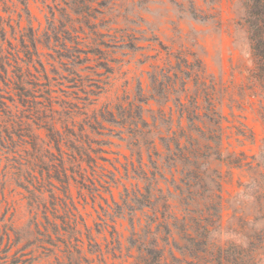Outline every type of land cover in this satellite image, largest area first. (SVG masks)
Here are the masks:
<instances>
[{
  "label": "rangeland",
  "instance_id": "obj_1",
  "mask_svg": "<svg viewBox=\"0 0 264 264\" xmlns=\"http://www.w3.org/2000/svg\"><path fill=\"white\" fill-rule=\"evenodd\" d=\"M26 2L30 16L24 12L21 29L25 28L23 33L28 34L32 27L37 33L41 59L50 78L58 79L61 74L71 77V70L88 80L85 87H73L72 82L53 87L57 103L66 99L88 113L108 103L115 108V123H105L106 128L100 130L102 134L93 136L105 143L104 148L108 151L104 156L110 160H100V163L115 173V183L111 182L112 172L101 168L98 172L104 173V178L110 181L115 202L104 186L108 185L106 182L101 185L97 181L95 184L88 181L84 189L76 184L72 186L73 197L95 235L93 242L98 244L92 249H101V252L90 253L91 246L85 245L81 264L92 261L91 264H104L102 259L105 264H136L139 252L130 240L135 239L134 231L141 233L145 228L148 215H154L151 206L157 209L159 220L152 224V232L147 239L154 241L158 237V242L164 246L168 235L164 224L173 223L171 216L184 218L185 207L201 216L206 212L205 208L209 206L206 201L210 198L218 209L215 217L210 214L205 220L213 223L209 234L212 245L232 250L238 245L256 260V264H264V242L261 238L264 218L256 193L259 185L264 184V93L249 78L254 62L243 20V0ZM22 3L24 0H0V15L5 18L8 38L14 44L21 38L18 35L16 40L13 32L19 29L18 12L24 7ZM65 41L69 45L72 44L70 41L80 42L79 59L73 61L66 57ZM94 42L98 44L100 53ZM94 51L99 55L93 54ZM168 51H185L191 61L195 58L200 61L199 83L193 76L186 93L178 86L173 87L168 95H153L151 74L167 65ZM170 59L176 62L174 56ZM78 75L74 77L79 78ZM12 91L5 87L0 76V94L10 106L7 108L9 111L0 110V125L16 133V144L12 145L15 152L2 148L0 142V206L6 219L23 232L24 239L20 245L24 246L34 239L35 234L30 224L32 216L26 192L20 185L17 171L31 158L32 146L27 142L30 141L27 135L32 132L28 133V130L31 127L34 133L45 137L47 132L38 127V117L42 112L50 114V111L43 107L48 102L41 91H35V96L30 97L26 105ZM140 91L145 99L148 98L142 105L143 116L150 123L146 129L150 132L149 140L137 136L134 128L118 115L122 112L120 105L129 109V104L139 97ZM180 96L185 103L191 104L192 109L195 105V115L208 113V108L214 105L221 115L216 117L220 118L219 123L210 122L204 116L189 119L187 113L181 117ZM15 97L16 101L13 100ZM56 108L61 109L59 104ZM82 118L83 115L78 119ZM12 120L19 124L15 125ZM212 130L215 133L223 131L221 155L208 147L214 145V141L207 140ZM173 136L180 137L182 144L177 153V163L170 159L171 155L161 141V137ZM151 140L156 142L162 153L160 157L153 155L159 173L148 156ZM139 145L148 175L152 177L151 173H157L156 183L151 187V204L146 202L148 206L142 210L134 202L136 194L139 190L146 193L149 186L141 177L136 148ZM229 155L240 162L239 167L228 163ZM246 161H252L253 166L243 165ZM190 185L194 191L207 196L202 199L197 192L190 198ZM211 207L213 204L208 207L209 213H215ZM160 222L162 230L159 232L156 228ZM173 231L178 239V231ZM24 247L19 254L24 255L22 259L26 262L23 260L18 264H60L58 257L66 255V252L55 253L30 243ZM11 261L12 258L9 259ZM193 262L197 260L185 257L184 264Z\"/></svg>",
  "mask_w": 264,
  "mask_h": 264
},
{
  "label": "trees",
  "instance_id": "obj_2",
  "mask_svg": "<svg viewBox=\"0 0 264 264\" xmlns=\"http://www.w3.org/2000/svg\"><path fill=\"white\" fill-rule=\"evenodd\" d=\"M22 4H24V7L18 12L20 16L17 24L19 29L13 32L16 40V36L21 35L20 40H18L19 43L14 44L8 38L7 23L5 18L0 15V76L5 87L11 88L12 93L16 97L18 96V100L23 105L30 102V97L35 96V91L39 90L44 93L48 104H43V107L45 110L50 111V114L42 112L38 117L40 121L38 127L47 132L45 137L34 133L31 127L28 130V133L32 132L27 135L30 138V141L27 142L32 146V151L29 154L31 158L28 160L27 165H24L26 168L23 166L18 168L19 171H17L20 185L26 192L25 198L28 200L32 216L30 224L33 226V233L35 234L34 239L27 241L26 244L24 243V246L30 243L31 246H36L39 249H48L55 253L58 251L66 252L65 256L58 257L60 264H81L84 258L85 245L91 246L88 250L90 253L101 252V249H92L98 244L93 242L95 241V235L86 223L73 197L72 186L76 184L80 189H84L88 181L93 184L97 181L101 185L106 182L108 185H103L107 187L115 202L110 181L104 178V173L100 174L98 172L99 168L112 172L100 163V160H110L104 156V153H108V151L104 148L105 143L93 137L95 134H102L100 130L106 128L105 123H115V108L108 103L102 105L99 109L92 110V113H88V111L79 110L78 105L75 106L66 99H62L60 103H57L53 95V92H55L53 87H62L66 85V82H72L73 87H85L88 80L78 75V72L75 73L71 70L70 74L73 75L71 77L61 74L58 79L50 78L41 59L37 33L32 27H30L28 34L23 33L25 28L21 29L24 12L30 16L26 0ZM243 6L245 9L243 20L248 30L254 62L249 78L259 85L264 93V0H243ZM9 26L13 25L10 24ZM70 42L71 45L67 44V41L64 42V52L68 54L66 57L75 61L80 58L82 49L78 46L79 41ZM94 44H96L95 46L99 51L98 44L96 42ZM93 54L99 55L97 51H94ZM171 56L176 58V62L170 59ZM85 59H89V57ZM166 64V66H162L151 74L155 93L153 95H168L173 87L178 86L182 87L181 91L186 93L189 90L188 83L193 76H195L196 82L199 83L202 65L196 58L191 61L189 53L185 51L177 53L168 51ZM74 75H78L79 78L74 77ZM16 97L13 98L14 101H16ZM178 100L181 117L187 113L189 119L196 118L194 116H204L210 122L219 123L220 118L216 117H221V115L216 111L214 105L208 108V113L195 115L197 114L194 110L195 105L192 109L191 104L185 103L181 96ZM147 101L148 98L145 99L142 91H140L139 97L129 104V109L121 104L120 109L122 112L118 113L120 118L125 121L124 123L128 122L134 128L136 135L143 140H149L150 136V132L146 131L150 123L143 116L144 107L142 105L143 103L146 104ZM57 104L61 109L56 108ZM0 108H3L0 109L3 112L10 109L1 94ZM82 115L83 118L79 120L78 118ZM14 124L17 125L19 122ZM211 132V137L207 140L214 141V145L208 147L216 150L214 153L221 155L223 131L215 133L212 130ZM15 134V131L10 128L4 129L0 125V142L3 144L1 147H6L12 152L14 150L12 145L16 144ZM161 141L167 153L171 155L170 159L173 163H177V153L182 149L180 137H161ZM6 142L8 143L7 146L4 145ZM149 144V159L154 164L156 172L159 173V166L153 155L160 157L162 153L154 140H151ZM172 144L175 146L174 148H172ZM136 148L140 157L141 177L149 186V188H146V193L139 190L136 194L134 202L142 210L144 206H148L146 202L151 204V187L156 183L157 173H151L152 177L148 175L145 168L147 164L143 160L142 147L139 145ZM228 163L231 166H240V162L232 158V155H229ZM243 165H249V168L253 166L252 161H246ZM112 173L114 176L111 182L115 183V173ZM262 176L264 177V174ZM97 191L100 192L98 188ZM188 192L190 198H192V195L196 196L197 192L202 199L207 196L197 190L194 191L191 185ZM256 193H258L257 197L260 200L264 218V184L259 185ZM102 198L104 197L102 196ZM206 202L209 203H207L209 206L213 204L211 209L215 213H209L208 206L205 208L206 212H202L199 216L191 212L189 207H185L184 218L171 216L173 223L164 224L168 234L164 240L166 242L164 246L160 245L158 237H155L154 241L147 239L148 234L152 232V224L159 220L157 209H154V205L151 206L154 215L151 217L148 215L149 220L147 219L145 228L142 229L141 233L134 231L133 236H135V239L130 240L132 246H136L139 252L136 257V264H184L187 256L197 260L193 264H256V260L238 245L235 250L230 247H215L212 245L209 234L211 231L210 226L213 223L205 220L210 214L211 217H215L218 209L212 198ZM108 205L111 207L109 203ZM132 224L135 227L134 221ZM160 227H162L161 222L158 223V228H156L159 232L162 230ZM174 229L178 231L180 241L173 235ZM143 233H146V237L143 236ZM261 238L264 242V229ZM23 239V232L17 229L9 219H6V215H3L0 206V264L23 262L22 257L24 255L19 254L25 249L23 245H20ZM14 248L18 249L12 253L11 251ZM176 252H179L183 257H179ZM11 258L13 261L9 262ZM24 262L26 261L24 260ZM102 262L106 263L104 259H102Z\"/></svg>",
  "mask_w": 264,
  "mask_h": 264
}]
</instances>
